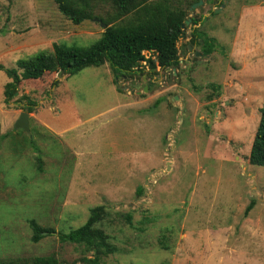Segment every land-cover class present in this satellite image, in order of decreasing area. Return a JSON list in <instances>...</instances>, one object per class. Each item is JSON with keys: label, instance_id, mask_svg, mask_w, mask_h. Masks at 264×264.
<instances>
[{"label": "rangeland", "instance_id": "obj_1", "mask_svg": "<svg viewBox=\"0 0 264 264\" xmlns=\"http://www.w3.org/2000/svg\"><path fill=\"white\" fill-rule=\"evenodd\" d=\"M183 5L214 46L195 57L189 22L175 73L149 71L147 59L119 78L91 65L22 83L5 104L0 69V263L53 255L80 264L91 252L56 232L103 204L97 226L116 247L103 264H264V166L248 162L264 101V0ZM111 11L98 3L93 12ZM102 30L96 18L74 24L54 0H0V64L53 42L87 46ZM27 97L36 101L28 132L14 128ZM32 218L54 232L33 242Z\"/></svg>", "mask_w": 264, "mask_h": 264}, {"label": "trees", "instance_id": "obj_2", "mask_svg": "<svg viewBox=\"0 0 264 264\" xmlns=\"http://www.w3.org/2000/svg\"><path fill=\"white\" fill-rule=\"evenodd\" d=\"M59 11L74 24L96 18L105 24L99 37L90 45H66L52 43L51 51H40L28 58L18 59L14 66L0 64L9 80L3 87V103L9 104L12 96L22 83L40 80L45 74L61 71L60 75L72 76L84 67L107 63L115 78L133 75L141 70L143 51H151L154 58H147L149 71L176 68L179 65L178 38L183 33L181 24L186 20L191 4L197 0H54ZM98 3L110 5L111 12L106 15L94 14ZM202 16H190L189 44H198L202 53L210 54L213 50L212 37L206 36L196 25ZM59 79L54 77L49 86H57ZM216 87V85H211ZM149 87V85H148ZM218 87V86H217ZM197 89V88H196ZM36 101L26 98L22 109L31 112ZM20 130V129H18ZM21 131V130H20ZM39 161V158H37ZM248 162L264 166V101L259 109V120L253 135ZM141 188L138 187V191ZM251 200L245 213L253 207ZM106 215L105 205H95L89 209L85 222L68 231H57L62 242L76 243L83 246L90 256L80 257V264H103V257L116 251L108 234L97 224ZM130 220V215H126ZM31 240L38 242L43 233H53L54 228L42 227L35 219L28 220ZM0 264H62L53 255L34 256L31 261L10 260Z\"/></svg>", "mask_w": 264, "mask_h": 264}, {"label": "water", "instance_id": "obj_3", "mask_svg": "<svg viewBox=\"0 0 264 264\" xmlns=\"http://www.w3.org/2000/svg\"><path fill=\"white\" fill-rule=\"evenodd\" d=\"M204 2V0H197L196 2H194L193 4H191L190 9H193L199 5H201ZM190 22V16L186 18V20H184V22L181 24V28L182 30L184 29V27ZM100 25L102 26V28H105V24L101 23L99 21ZM181 37H184V34L181 33L180 34ZM189 48L191 49L192 46H189ZM207 54L205 53H200L198 51H195V57L197 56H206ZM61 71L58 72V76L60 75ZM145 90H147V86H145ZM14 128H20L22 130L25 131H29V123H28V112L26 111H21L18 118L15 120L14 122ZM43 234L45 232H42Z\"/></svg>", "mask_w": 264, "mask_h": 264}, {"label": "crops", "instance_id": "obj_4", "mask_svg": "<svg viewBox=\"0 0 264 264\" xmlns=\"http://www.w3.org/2000/svg\"><path fill=\"white\" fill-rule=\"evenodd\" d=\"M193 26H196V27L201 26V20H200L196 25H193ZM193 45H194V44H193ZM189 46H190V45H187V49H188V50H191L193 47L190 49ZM182 47H183V46H182ZM200 48H201V47H200ZM197 51H198V50H197ZM198 52L202 53V52H201V49H200V51H198ZM206 54H207V53H206ZM210 54H211V53H210ZM210 54H207L206 56H200V58L208 59V57L210 56ZM192 60H193V59H192ZM140 67H142V65H140ZM172 71H174V73H175V71H176L175 68H172ZM135 73H136V72H135ZM135 73H134V74H135ZM144 79H145V78H144ZM148 85H149V83L147 84V87H148ZM149 87H150V86H149ZM149 87H148V88H149ZM156 101L158 102V99H157ZM147 102H148V101H147ZM120 103H125V101L122 100V101H120ZM155 103H156V102H155ZM130 104H131V102H130ZM58 110H59V109L56 110V113L53 112V113H51V114H53V115H57V114L59 113ZM19 114H20V113H19ZM17 118H18V117H17ZM28 118H29V115H28ZM44 118H45V115L41 113V114H40V117H39V122H40V124H41V123L43 124V122H44ZM28 120H29V119H28ZM28 122H29V121H28ZM15 129L18 130V129H20V128H15ZM20 130H22V129H20ZM72 140H73V138H72ZM105 153H107V155H109V152H104V150H103V151H102V154L105 155ZM98 154H100V153H96V154L94 153V155H93V154H88V155L95 156V155H98Z\"/></svg>", "mask_w": 264, "mask_h": 264}, {"label": "built area", "instance_id": "obj_5", "mask_svg": "<svg viewBox=\"0 0 264 264\" xmlns=\"http://www.w3.org/2000/svg\"><path fill=\"white\" fill-rule=\"evenodd\" d=\"M147 50L143 51V55H144V60H141V63L147 67V63H146V59H147Z\"/></svg>", "mask_w": 264, "mask_h": 264}]
</instances>
